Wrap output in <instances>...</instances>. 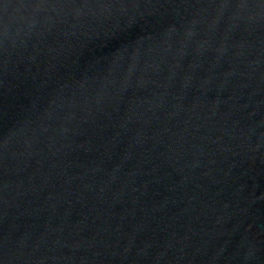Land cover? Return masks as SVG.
I'll return each instance as SVG.
<instances>
[{
  "label": "water",
  "instance_id": "obj_1",
  "mask_svg": "<svg viewBox=\"0 0 264 264\" xmlns=\"http://www.w3.org/2000/svg\"><path fill=\"white\" fill-rule=\"evenodd\" d=\"M0 264H264V0H0Z\"/></svg>",
  "mask_w": 264,
  "mask_h": 264
}]
</instances>
